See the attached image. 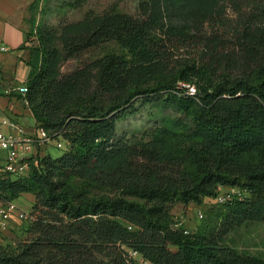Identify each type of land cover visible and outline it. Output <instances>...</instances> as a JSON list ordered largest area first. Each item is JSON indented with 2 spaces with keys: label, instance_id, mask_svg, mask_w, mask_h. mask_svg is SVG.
<instances>
[{
  "label": "trees",
  "instance_id": "obj_1",
  "mask_svg": "<svg viewBox=\"0 0 264 264\" xmlns=\"http://www.w3.org/2000/svg\"><path fill=\"white\" fill-rule=\"evenodd\" d=\"M106 41L127 54L63 72ZM30 49L27 104L66 149L32 154L23 176H0L2 201L32 192L39 212L0 264H136L129 250L153 264H264L226 240L264 221V0H138L134 14L90 11ZM165 89L178 91L170 101L189 115V131L120 136L135 98ZM219 185L247 194L217 203L200 230L175 225L174 200L201 204Z\"/></svg>",
  "mask_w": 264,
  "mask_h": 264
},
{
  "label": "rangeland",
  "instance_id": "obj_2",
  "mask_svg": "<svg viewBox=\"0 0 264 264\" xmlns=\"http://www.w3.org/2000/svg\"><path fill=\"white\" fill-rule=\"evenodd\" d=\"M138 0H34L30 4L28 27L32 35V44H36L38 37L46 32L57 34L63 22L81 19L86 13L93 11L102 13L106 10L116 9L131 14L136 13ZM127 54V50L115 41H106L88 48L76 56L68 58L62 66L63 72H70L89 62L102 57L107 53ZM184 80L177 82L178 87L188 86ZM189 87V92L192 89ZM178 91L165 89L157 95L141 96L135 98L132 111L118 123L120 136L128 139H147L152 133L162 131L169 134L171 140L182 137L189 131L190 117L170 101V97ZM61 138L45 145H32L30 155L35 153L60 155L65 145L59 146ZM69 182L80 184L81 181L71 178ZM88 186V185H86ZM218 188L226 189L219 185ZM91 193L114 194V191L94 185L88 186ZM135 199V197H128ZM0 200H3L0 197ZM15 202L33 214L35 218L39 212L33 209L35 195L32 192H22ZM217 202L212 197H204L201 204L193 201L188 203L176 199L173 201L171 213L175 225H184L191 231L204 227L208 214L215 209ZM202 214V216H200ZM32 219L15 222L0 238V250L13 248L30 236L29 226ZM226 240L239 249L258 254L264 257V221L244 223L232 228L226 233ZM136 264H153L140 253L129 250Z\"/></svg>",
  "mask_w": 264,
  "mask_h": 264
},
{
  "label": "crops",
  "instance_id": "obj_3",
  "mask_svg": "<svg viewBox=\"0 0 264 264\" xmlns=\"http://www.w3.org/2000/svg\"><path fill=\"white\" fill-rule=\"evenodd\" d=\"M33 1L0 0V121L11 119L30 132L36 124L31 108L21 95L8 93L6 89L24 83L30 71L31 41L26 39Z\"/></svg>",
  "mask_w": 264,
  "mask_h": 264
},
{
  "label": "built area",
  "instance_id": "obj_4",
  "mask_svg": "<svg viewBox=\"0 0 264 264\" xmlns=\"http://www.w3.org/2000/svg\"><path fill=\"white\" fill-rule=\"evenodd\" d=\"M3 50L5 46L1 47ZM194 92V87H191ZM8 93L19 94L27 103L26 93L28 87L25 83L7 87ZM7 126V127H5ZM59 139L42 126L34 125L30 132L24 125L11 119L0 121V176L19 177L28 173L30 167V152L32 145H45ZM66 147L64 140L57 142V145ZM247 194L246 188L228 186L221 190L213 198L217 203H225L236 197L242 198ZM202 216V214H200ZM31 212L18 205L15 200H0V238L17 221L32 219Z\"/></svg>",
  "mask_w": 264,
  "mask_h": 264
}]
</instances>
